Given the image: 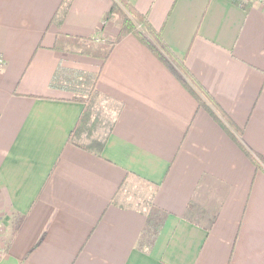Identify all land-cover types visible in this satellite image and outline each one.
I'll use <instances>...</instances> for the list:
<instances>
[{"label":"crops","instance_id":"crops-1","mask_svg":"<svg viewBox=\"0 0 264 264\" xmlns=\"http://www.w3.org/2000/svg\"><path fill=\"white\" fill-rule=\"evenodd\" d=\"M62 1L0 0V264H264V6L128 0L256 167L133 34L104 59L79 51L117 35L112 0H68L56 23ZM58 66L97 72L91 98L114 104L99 154L70 141L84 102L49 86ZM129 180L149 194L114 202Z\"/></svg>","mask_w":264,"mask_h":264},{"label":"trees","instance_id":"trees-1","mask_svg":"<svg viewBox=\"0 0 264 264\" xmlns=\"http://www.w3.org/2000/svg\"><path fill=\"white\" fill-rule=\"evenodd\" d=\"M67 1L68 0L62 1V5H60L56 13H54L52 21L59 23L62 20L68 6L66 4ZM229 1L236 5L247 8L246 3L242 0ZM104 19H110L115 22L116 26L118 27L117 35L111 40L99 42L97 45L76 42L81 53L104 59L107 57L111 47L117 41L127 34H133L141 43L146 45L150 51L178 78L181 84L196 98L198 104L206 109L212 118L222 126V128L242 149V151L248 157H250L256 167L259 166L258 159L261 157L255 156L252 151H250L243 144L241 141V129L234 124L227 113L209 94L207 89L192 75V73L186 67L184 61L176 56V54L170 49V47L163 40L160 31L155 29L150 24L145 14L139 12L128 0H112L109 9L104 15ZM97 77V72H89L58 66L49 82V86L70 89L73 92V99L84 102V107L80 118L77 121L76 127L70 134V141L84 149L91 150L99 154L104 140L111 129V123L110 126L108 125V133H106L102 138L97 136L88 137V140L83 143H80L74 139V136L76 137L81 133V130L85 128L83 126L91 118L92 114L90 107L91 101L93 100L89 95L94 89ZM85 130L87 129L85 128ZM124 186H119L114 195V202L120 196V191L123 190L122 188H124ZM146 206H148L147 203Z\"/></svg>","mask_w":264,"mask_h":264},{"label":"rangeland","instance_id":"rangeland-1","mask_svg":"<svg viewBox=\"0 0 264 264\" xmlns=\"http://www.w3.org/2000/svg\"><path fill=\"white\" fill-rule=\"evenodd\" d=\"M242 1H244L245 3L248 2L259 3L258 1H248V0H242ZM97 44L98 43H96V45ZM89 96L91 98L92 93H90ZM90 111L92 114L91 118L83 126L87 130L83 128L79 135H77L76 137L74 136V139L79 141L80 143L86 142L88 140V137L97 136L102 138L106 133H108V125L110 126L111 123L110 120L112 119V115L115 112V108L112 102L109 101L98 102L93 100L91 101ZM123 191H124L123 196L125 195V197L130 201L139 200L141 202L142 201L141 198L149 194V189L147 188V186H145L141 182H135L134 180H129V182L125 184ZM140 206H144V204H141Z\"/></svg>","mask_w":264,"mask_h":264},{"label":"built area","instance_id":"built-area-1","mask_svg":"<svg viewBox=\"0 0 264 264\" xmlns=\"http://www.w3.org/2000/svg\"><path fill=\"white\" fill-rule=\"evenodd\" d=\"M248 1H258L259 3L264 5V0H248ZM2 65H3V61L0 58V66H2ZM4 227H5V224H4L2 212H1V209H0V257L2 255V236H3V233H4Z\"/></svg>","mask_w":264,"mask_h":264}]
</instances>
